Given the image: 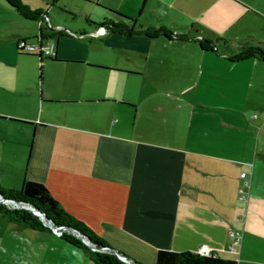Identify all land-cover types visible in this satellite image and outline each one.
<instances>
[{
    "label": "crops",
    "instance_id": "crops-1",
    "mask_svg": "<svg viewBox=\"0 0 264 264\" xmlns=\"http://www.w3.org/2000/svg\"><path fill=\"white\" fill-rule=\"evenodd\" d=\"M17 1L27 15L0 0V192L43 183L140 264L202 244L264 264V0ZM0 264L95 263L0 214Z\"/></svg>",
    "mask_w": 264,
    "mask_h": 264
},
{
    "label": "trees",
    "instance_id": "trees-1",
    "mask_svg": "<svg viewBox=\"0 0 264 264\" xmlns=\"http://www.w3.org/2000/svg\"><path fill=\"white\" fill-rule=\"evenodd\" d=\"M6 1L16 7L23 15H27L17 0ZM108 25V28L111 31H118L125 34H131L134 32L122 24L110 23ZM141 32L147 34L150 37H155L160 34L170 36V33L163 29H146ZM249 53H252V51H248L244 54ZM1 193L7 197L36 205L55 223L72 226L78 229L82 234L88 236L92 242L98 246L107 245L85 223L74 218L71 214L60 207L57 201L51 196L49 189L41 182L25 179L20 188L3 189ZM0 214L10 221L29 226L31 228L51 229L49 226L45 225L36 215L23 208H12L0 203ZM61 235L69 243L85 249L90 254L91 259L95 264H129L120 259L114 253L93 250L72 233L63 232ZM156 264H237V261L234 259L222 258L217 255L204 256L196 252H180L168 249H160L157 253Z\"/></svg>",
    "mask_w": 264,
    "mask_h": 264
},
{
    "label": "water",
    "instance_id": "water-1",
    "mask_svg": "<svg viewBox=\"0 0 264 264\" xmlns=\"http://www.w3.org/2000/svg\"><path fill=\"white\" fill-rule=\"evenodd\" d=\"M40 55V54H39ZM15 202L16 203V207L18 208H26L28 210H30L32 213H34L35 215H37L40 220H42V222L49 226L52 230L56 231L57 233H63V232H69L74 234L75 236H77L78 238H80L84 243H86L90 248H92L93 250H97V251H107L110 253H114L116 254L120 259L124 260V261H128L131 264H140L138 263L136 260L132 259L131 257H129L128 255H126L125 253H122L120 251H118L117 249L109 246V245H103V246H98L95 243L92 242V240L82 234L78 229L72 227V226H68V225H60L55 223L50 217H48L39 207H37L36 205H32V206H24L22 204L21 201L11 198V197H7L5 196L3 193L0 192V203H12Z\"/></svg>",
    "mask_w": 264,
    "mask_h": 264
},
{
    "label": "built area",
    "instance_id": "built-area-1",
    "mask_svg": "<svg viewBox=\"0 0 264 264\" xmlns=\"http://www.w3.org/2000/svg\"><path fill=\"white\" fill-rule=\"evenodd\" d=\"M39 23H40V25L43 24V23H46L49 27H51L49 18H48V16L46 14H43L41 16ZM59 31H64L67 34H70V35H73V36H76V37H80V36L84 35L82 33H77V32L75 33L73 31H69V30H65V29L64 30H59ZM106 31L107 30H106L105 27H101L97 31H93L90 34L93 35V36L104 35L106 33ZM17 46H18L19 51L25 52V53L36 54V55L45 53V54L51 55V56L55 54L54 50H50L48 48L43 47V45L41 44L40 40L38 42L34 43V42H31L27 38H21V39L18 40ZM244 175H245V173H242V176H244ZM58 234L61 235V233H58ZM240 238L241 237H240L239 233H237L235 243H238L240 241ZM230 248L232 250H235L234 246H230ZM196 253H198L200 255H204V256L215 255L214 252H213L212 247H210L208 244L200 245L196 249Z\"/></svg>",
    "mask_w": 264,
    "mask_h": 264
},
{
    "label": "rangeland",
    "instance_id": "rangeland-1",
    "mask_svg": "<svg viewBox=\"0 0 264 264\" xmlns=\"http://www.w3.org/2000/svg\"><path fill=\"white\" fill-rule=\"evenodd\" d=\"M8 45H10L9 43H6V47H8ZM10 48H11V51L13 50L12 49V45H10L9 46ZM16 51L17 52H20L19 51V49H18V46H17V44H16ZM22 202V204L26 207V206H32L33 204L32 203H28V202H24V201H21ZM3 204H5V205H7V206H9V207H12V208H18V207H16V205L15 204H13V203H9V204H6V203H3ZM21 209V208H20ZM23 209H25V210H28V209H26V208H23ZM28 211H30V210H28ZM31 212V211H30ZM34 214V213H33ZM35 215V214H34ZM37 216V215H36ZM38 217V216H37ZM39 218V217H38ZM40 219V218H39ZM124 261V260H123ZM126 263H129V264H131L130 262H128V261H125Z\"/></svg>",
    "mask_w": 264,
    "mask_h": 264
},
{
    "label": "bare ground",
    "instance_id": "bare-ground-1",
    "mask_svg": "<svg viewBox=\"0 0 264 264\" xmlns=\"http://www.w3.org/2000/svg\"><path fill=\"white\" fill-rule=\"evenodd\" d=\"M12 203L16 205V203H15V202H12Z\"/></svg>",
    "mask_w": 264,
    "mask_h": 264
}]
</instances>
